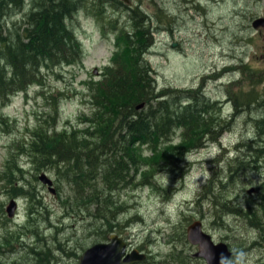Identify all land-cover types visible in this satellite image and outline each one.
Wrapping results in <instances>:
<instances>
[{"label":"rangeland","instance_id":"obj_1","mask_svg":"<svg viewBox=\"0 0 264 264\" xmlns=\"http://www.w3.org/2000/svg\"><path fill=\"white\" fill-rule=\"evenodd\" d=\"M31 1L25 0L26 5L5 18L8 26L23 22ZM132 9L149 21L136 22L152 30L153 44L146 59L157 92L173 88L185 94L202 87V97L211 101V113H220L228 122L215 140L206 139L174 165L166 164L163 153L143 147V156L154 161L149 164L154 185L114 189V199L124 209L116 214L110 234L127 242L129 250L146 255L133 264H207L194 255L197 246L187 240L188 225L200 220L215 242L228 244L233 254L228 264H264V245L249 244L258 238V230L247 225L241 214L223 209H218L223 215L219 221L213 205L216 197L230 208L236 203L243 212L249 205L253 211L260 208L264 157L253 156L256 149L252 147L264 145V127L260 131L255 127L264 108L244 105L241 98L246 93L253 102L264 98V25H252L256 18H264V0H82L68 21L82 44V60L42 68L41 83L0 104V113L11 125L0 136V264H34L44 254L54 258L52 264H76L75 253L79 256L83 247L107 240H99L102 221L65 209L62 200L71 192L70 183L53 170L35 172L25 154L17 156L22 182L34 187L42 206L34 204L31 216L32 202L20 196L11 198L2 187L14 144L27 143L31 130L52 112L54 103L59 111L58 128L86 126L81 116L90 112V81L100 79L102 68L110 63L116 35H123V29L131 32ZM132 29L139 35L134 25ZM181 102L184 106L188 99ZM173 141L176 145L179 138L174 136ZM253 161L258 169L252 167ZM41 172L52 179L57 193L39 180ZM206 185L213 187V194L205 193ZM249 189H253L250 194ZM11 199L16 201V210L9 217L6 208Z\"/></svg>","mask_w":264,"mask_h":264},{"label":"trees","instance_id":"obj_2","mask_svg":"<svg viewBox=\"0 0 264 264\" xmlns=\"http://www.w3.org/2000/svg\"><path fill=\"white\" fill-rule=\"evenodd\" d=\"M81 1L32 0L23 22L8 26L5 18L27 3L25 0H0L1 105L10 96L41 83L42 68L72 65L82 60V44L68 24ZM135 12L137 10L132 9L129 14L131 32L123 29V35H116V51L110 63L102 68L100 79L90 81V112L81 116L86 126L83 129L58 128L59 111L54 103L52 112L31 130L27 143L14 144L5 165L2 190L11 198L20 196L32 202L31 216L35 214L34 204L42 206V203L32 190L34 187L22 182L24 176L18 166V154L29 157L35 172L53 170L59 179L62 177L69 182L71 192L62 200L65 209L102 221L99 240L114 231L113 220L124 209L114 199V189L131 184L154 185L152 165H149L154 161L143 156V147L154 153H163L167 156L166 164L174 165L181 162L191 149L203 146L206 139L215 140L228 122L220 113H211V101L202 97V87L185 94L173 88L157 92L153 70L146 59L153 44L152 30L146 23L144 26L136 22V19L149 21L145 20V15ZM133 25L139 35L132 33ZM182 98L188 99L184 106L180 105ZM241 99L244 105L264 108V98L253 102L251 94L246 93ZM140 104L142 106L137 108ZM261 117L255 123L258 131L264 127V116ZM10 128L9 120L0 113V136ZM217 128H220L219 133ZM177 130L182 133L177 134ZM174 136L179 138L176 145ZM258 146L252 147L256 149L253 156L264 157V145ZM257 161H253L255 169L259 168ZM19 172L21 174L16 175ZM98 185L103 188H97ZM212 188L206 185L205 193L213 194ZM259 190L263 191L259 212L253 211L250 205L243 212L242 208L237 209L236 203L230 208L224 200L214 197L213 201L217 208L214 215L219 221L223 215L218 214V209H223L235 216L241 214L247 225L258 230V238L249 243L252 246L264 245V183ZM45 256L47 254L38 256L34 264H49L54 259Z\"/></svg>","mask_w":264,"mask_h":264},{"label":"water","instance_id":"obj_3","mask_svg":"<svg viewBox=\"0 0 264 264\" xmlns=\"http://www.w3.org/2000/svg\"><path fill=\"white\" fill-rule=\"evenodd\" d=\"M252 25L254 28L258 27V25H264V18H256ZM141 106L142 104L137 108ZM39 180L47 186L51 193L56 192L52 179L45 172L40 173ZM252 190L249 189L247 191L248 194ZM15 210L16 201L11 199L6 208L7 215L12 217ZM187 240L192 245L197 246V251L194 255L203 258L207 264H228L232 256V251L228 244L215 242L212 236L204 231L200 220H195L188 225ZM145 257L144 253H139L137 250L128 251L127 243L118 235L111 234L108 236L107 241L97 242L85 248L79 255L76 264H133L144 260Z\"/></svg>","mask_w":264,"mask_h":264},{"label":"flooded vegetation","instance_id":"obj_4","mask_svg":"<svg viewBox=\"0 0 264 264\" xmlns=\"http://www.w3.org/2000/svg\"><path fill=\"white\" fill-rule=\"evenodd\" d=\"M111 235V234H110ZM108 238V237H107ZM107 241V240H106ZM103 242H105V241H103ZM127 243V242H126ZM127 247H128V243H127ZM128 251H131V250H129V248H128Z\"/></svg>","mask_w":264,"mask_h":264},{"label":"bare ground","instance_id":"obj_5","mask_svg":"<svg viewBox=\"0 0 264 264\" xmlns=\"http://www.w3.org/2000/svg\"><path fill=\"white\" fill-rule=\"evenodd\" d=\"M217 77V76H216ZM262 107V106H261ZM248 109V108H247ZM261 136V135H260ZM245 145V144H244ZM251 150H252V148H251Z\"/></svg>","mask_w":264,"mask_h":264}]
</instances>
